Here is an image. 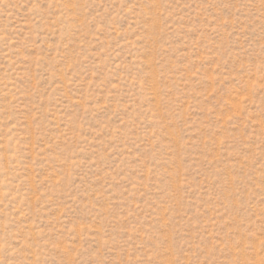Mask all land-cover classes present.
Here are the masks:
<instances>
[{"label":"rangeland","instance_id":"1","mask_svg":"<svg viewBox=\"0 0 264 264\" xmlns=\"http://www.w3.org/2000/svg\"><path fill=\"white\" fill-rule=\"evenodd\" d=\"M0 264H264V0H0Z\"/></svg>","mask_w":264,"mask_h":264}]
</instances>
